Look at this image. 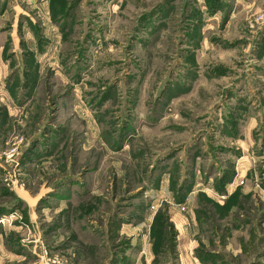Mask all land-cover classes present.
I'll use <instances>...</instances> for the list:
<instances>
[{
    "label": "rangeland",
    "instance_id": "obj_1",
    "mask_svg": "<svg viewBox=\"0 0 264 264\" xmlns=\"http://www.w3.org/2000/svg\"><path fill=\"white\" fill-rule=\"evenodd\" d=\"M0 264H264V0H0Z\"/></svg>",
    "mask_w": 264,
    "mask_h": 264
}]
</instances>
